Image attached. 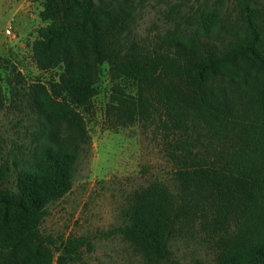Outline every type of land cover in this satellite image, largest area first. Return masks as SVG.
<instances>
[{
    "label": "trees",
    "instance_id": "obj_1",
    "mask_svg": "<svg viewBox=\"0 0 264 264\" xmlns=\"http://www.w3.org/2000/svg\"><path fill=\"white\" fill-rule=\"evenodd\" d=\"M140 2L45 0L31 56L56 79L28 83L4 61L0 116L22 133L0 128V264L79 259L84 238L56 246L40 224L89 148L78 111L104 75L108 126L137 125L168 169L126 198L116 234L143 264H179L180 244L209 264H264V5L230 0L233 21L221 0L173 7L170 28L139 38Z\"/></svg>",
    "mask_w": 264,
    "mask_h": 264
},
{
    "label": "rangeland",
    "instance_id": "obj_2",
    "mask_svg": "<svg viewBox=\"0 0 264 264\" xmlns=\"http://www.w3.org/2000/svg\"><path fill=\"white\" fill-rule=\"evenodd\" d=\"M138 1V0H136ZM208 5L219 0H205ZM203 0H141L135 13L139 38H152L172 26L167 16L171 8L180 14L195 2ZM222 12L233 21L234 9L230 0H221ZM264 5V0H257ZM45 0H0V78L8 77L4 61L10 62L26 82H40L44 86L56 79L57 71L36 68L31 45L45 26L39 18ZM173 12V11H172ZM10 31V35L6 34ZM9 66V65H8ZM109 81L100 78L96 95L91 100L89 113L80 112L89 135L87 152L74 166L73 184L60 200L50 204L40 231L51 236L59 246L67 238L82 237L86 241L79 247V259L65 264H143L132 247L116 234L123 225L121 210L133 190L145 186L152 176L167 180V167L157 148L149 147L137 125L112 129L104 118ZM14 118L0 116V128L10 137H19L22 128L12 127ZM16 140V138L14 139ZM151 167V172L149 171ZM178 246V247H177ZM179 264L210 263V256L186 245H177ZM57 254V253H56Z\"/></svg>",
    "mask_w": 264,
    "mask_h": 264
},
{
    "label": "built area",
    "instance_id": "obj_3",
    "mask_svg": "<svg viewBox=\"0 0 264 264\" xmlns=\"http://www.w3.org/2000/svg\"><path fill=\"white\" fill-rule=\"evenodd\" d=\"M6 34H7V35H10V31H9V30H6Z\"/></svg>",
    "mask_w": 264,
    "mask_h": 264
}]
</instances>
